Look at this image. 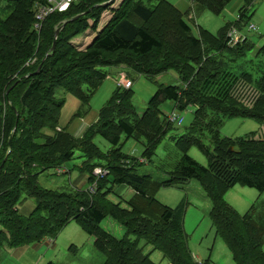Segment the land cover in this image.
<instances>
[{
	"label": "trees",
	"instance_id": "16d2710c",
	"mask_svg": "<svg viewBox=\"0 0 264 264\" xmlns=\"http://www.w3.org/2000/svg\"><path fill=\"white\" fill-rule=\"evenodd\" d=\"M5 1L12 13L6 19L0 17V253L6 247L55 239L75 222L94 238L95 249L105 256L104 264H157L144 253L143 240L170 264H199L184 229L190 203L186 200L172 208L156 198L162 187L195 179L212 203L216 235L235 264H264V206L253 205L240 215L225 198L236 185L264 194V141L255 139V132L236 138L221 134L230 118L264 121V45L251 59L250 70H244L237 62L253 46L247 38L232 45L229 36L233 26L247 23V10L254 0H244L234 24H226L217 33L198 26V35L188 13L168 0H121L113 8L116 0L109 6L103 4L110 0H76L67 11L50 15L39 32L33 27V7L46 0ZM190 2L195 15L204 11L220 15L232 0ZM109 10L112 16L100 28L102 15ZM87 31L95 36L81 49L73 41ZM107 66H125L151 82L174 71L181 85L159 86L141 115L133 104V89L117 86L98 120L81 137L66 129L58 131L66 104L58 91L65 89L81 102L73 119L86 116L108 77ZM241 79L260 92L252 109L231 97L232 86ZM167 101H174L182 112L189 107L195 110L185 133L173 138L182 153L180 161L168 180L157 182L136 172L144 163L124 153L123 145L130 139L142 142V159L151 163L173 129L161 108ZM97 136L110 143L112 150L103 152L94 142ZM194 147L207 158L208 166L189 155ZM77 153L85 158L80 170L88 175L87 187L60 191L39 184L42 172L63 168ZM98 167L108 174L96 176ZM117 185L134 191L125 206L109 198ZM24 198L36 202L29 215L18 208ZM107 218L125 230L122 238L102 227Z\"/></svg>",
	"mask_w": 264,
	"mask_h": 264
},
{
	"label": "rangeland",
	"instance_id": "374dc122",
	"mask_svg": "<svg viewBox=\"0 0 264 264\" xmlns=\"http://www.w3.org/2000/svg\"><path fill=\"white\" fill-rule=\"evenodd\" d=\"M46 1L36 3H45ZM187 1L190 2V0ZM236 2H239V4L234 5ZM120 3L121 0H116L112 8L118 6ZM7 6L8 3L5 0H0V17L2 19H6L12 13V9ZM243 6V0H232L220 15L204 11L200 14L196 13L197 15L194 14L195 20H190L189 14L186 17L195 35H198V26H202L212 33H217L226 24H234L238 20L239 9ZM33 12L35 19L34 7ZM111 16L112 13L110 10L102 15L100 28ZM247 17L249 19L245 25L240 27L233 26L232 29L236 31L235 36L241 39L247 38L250 45L253 46L248 56L237 62L238 64L242 63L244 70H250L252 64L251 59L255 58L257 50L264 45V0H254V3L247 10ZM251 25L255 26V30L250 29ZM94 36L95 33L87 31L84 35L74 39L73 43L81 49H85ZM225 55L224 59L228 60L229 54L225 53ZM247 65L250 66L248 67ZM104 70L109 74L111 79H106L92 98L89 110L90 116L94 112L98 113L107 100L110 99L113 91L121 81L120 76L122 79V75L126 74L133 82V104L140 115L146 110L149 100L156 93L159 86L181 85L179 76L174 71L164 73L158 76L156 81L151 82L144 76L139 75L125 66H107ZM58 95L66 99L67 105L65 104L66 107L64 106L65 108H63L60 116V125L66 126L78 112V106L72 102V100L78 102V99L70 95L65 89H60ZM161 108L165 116L167 113L176 111L184 118V123L181 126L174 124L173 129L168 132L158 147L152 162L150 163L143 159L141 161H145V163L136 169L139 175L150 176L153 181L157 182L168 180L170 178L169 173L180 161L182 153L177 148L173 138L185 133L193 121V113L195 110L194 107H189L185 112H182L176 108L174 101L163 103ZM259 126L260 124L254 119L230 118L225 120L221 127V134L232 138L248 136L251 133H256L259 130ZM123 141H125L124 138ZM94 142L103 152H108L113 148L110 143L100 136H97ZM205 143L210 145V140L206 139ZM143 151L144 146L142 142H136L132 139L124 142L123 152L126 154H131L138 159H142ZM189 155L199 164L208 166L207 158L198 148H192ZM84 161L85 158L82 157V154L77 153L72 161L61 168L62 170L49 169L42 172L39 175L38 182L43 188L52 190L68 191L76 187L85 188L88 186L86 183L88 175L80 170ZM132 197V189L126 185H117L114 186L109 198L115 203L122 202V205L125 206V202L129 201ZM156 198L172 208L180 206L186 200L190 203L185 215L184 229L188 235L189 247L197 260L205 261L211 259L214 264H235L224 241L220 236L216 235L210 217L212 203L197 180H190L184 185L162 187L156 195ZM225 198L240 215L246 213L253 205L264 206V194L260 195L256 189L242 187L241 185H236L232 188ZM35 207L36 202L32 198H24L18 205L19 211L23 215H29ZM102 227L118 238H122L125 235V230L112 219H105L102 222ZM49 240L47 238L41 243H34L20 248L6 247L0 253V264H47L50 261L56 264H104L105 262L104 254L94 247L93 237L82 231L75 222H71L66 226L53 239L54 242L53 240L51 242ZM140 246L143 247L144 253L146 254L151 255V252H156L152 250L150 252L148 248H151V246L146 245L144 240L140 243ZM157 254L159 255H153L151 258L155 263L170 264L161 252L157 251ZM159 256L164 258V263L158 258Z\"/></svg>",
	"mask_w": 264,
	"mask_h": 264
},
{
	"label": "built area",
	"instance_id": "2783aa9c",
	"mask_svg": "<svg viewBox=\"0 0 264 264\" xmlns=\"http://www.w3.org/2000/svg\"><path fill=\"white\" fill-rule=\"evenodd\" d=\"M76 0H47L45 3H36L34 5L35 10V24L34 29L39 32L42 28L44 21L52 14L56 12H64L75 2ZM250 29L255 30V26L251 25ZM236 31L232 30L229 36L232 38V43L236 44L241 39L235 36ZM121 86L126 89L132 87V82L127 80L126 77L122 76ZM231 97L240 105L245 108L252 109L258 102L260 98V92L255 88L254 85L248 83L247 81L241 79L234 83L230 91ZM166 119L172 124H177L178 126L183 125L184 118L181 117L176 111H172L166 114ZM255 139L264 141V121L260 124L259 130L256 132ZM108 174L107 170L97 168L95 170V175L99 178L104 177ZM195 258V257H194ZM196 259V258H195ZM199 264H203L202 261L197 260Z\"/></svg>",
	"mask_w": 264,
	"mask_h": 264
},
{
	"label": "crops",
	"instance_id": "0c3cea01",
	"mask_svg": "<svg viewBox=\"0 0 264 264\" xmlns=\"http://www.w3.org/2000/svg\"><path fill=\"white\" fill-rule=\"evenodd\" d=\"M169 1V0H168ZM169 2H171L174 6H176L181 12L183 13H188L189 14V18L191 19H194L195 20V13L194 12H191V8L193 6V4L187 0H170ZM244 2V0H243ZM237 3L239 4V2H236V4L234 5H237ZM240 10V9H239ZM92 42V39L89 41V43ZM88 43V44H89ZM122 75V74H121ZM126 75V74H125ZM127 76V75H126ZM129 77V76H128ZM107 79H111V77H109V74H108V77ZM120 80H121V76H120ZM108 101V100H107ZM72 102L78 106V110L80 109L81 107V102L78 100L75 101V100H72ZM67 105V103H66ZM65 105V107H66ZM105 105V104H104ZM64 107V108H65ZM100 111V110H99ZM91 114H87L86 116L82 117V118H77L75 120L71 119V121L68 123V125L64 126V125H60V129H66L70 134H72L73 136L75 137H81L83 135V133L85 132V130L90 126L92 125L93 123H95L97 120H98V116H99V112L98 113H95L90 116ZM131 155V154H130ZM131 189V188H130ZM133 191V190H132ZM133 195H134V191H133ZM92 237V236H91ZM94 239V238H93ZM148 250L151 252V250L153 251V248L151 246V248L149 247ZM153 255H159L157 254V251L156 252H151V255L150 257L152 258ZM162 263H164V258H161V256L158 257ZM166 259V258H165ZM204 261V260H202ZM214 264V262L212 263Z\"/></svg>",
	"mask_w": 264,
	"mask_h": 264
},
{
	"label": "clouds",
	"instance_id": "9594fccd",
	"mask_svg": "<svg viewBox=\"0 0 264 264\" xmlns=\"http://www.w3.org/2000/svg\"><path fill=\"white\" fill-rule=\"evenodd\" d=\"M69 9V8H68ZM67 9V10H68ZM66 10V11H67ZM65 12V11H64ZM105 24V23H104ZM233 29V28H232ZM239 42V41H238ZM123 76V75H122ZM125 77H126V79L127 80H130L131 82H132V80L131 79H129V77L128 76H126V75H124ZM121 82H122V79H121V81L118 83V86H120V87H122V88H124L123 86H121ZM132 86H133V82H132ZM132 88V87H131ZM131 88H129V89H131ZM124 89H126V88H124ZM58 131H61L62 129H60V128H58L57 129ZM140 160V162H143V163H145V161H141V160H143V159H139ZM98 168H101V169H104V170H107V169H105V168H102V167H98ZM97 169V168H96ZM95 169V170H96ZM108 171V170H107ZM109 172V171H108ZM94 173H95V171H94ZM47 239V238H46ZM48 239H50L49 241L51 242V240H53V239H51V238H48ZM45 240V239H44ZM53 242H54V240H53ZM201 261V260H200ZM202 263H203V261H202Z\"/></svg>",
	"mask_w": 264,
	"mask_h": 264
},
{
	"label": "water",
	"instance_id": "95a60500",
	"mask_svg": "<svg viewBox=\"0 0 264 264\" xmlns=\"http://www.w3.org/2000/svg\"><path fill=\"white\" fill-rule=\"evenodd\" d=\"M114 1H115V0H110L109 2L103 4V6H109V5H112ZM60 30H61V28L58 29V30H56V32H55V37H56V38H58V35H59ZM55 49H56V45H55V43H54V45H53L51 51L54 52ZM39 69H40V68H39ZM230 151H232V149H230Z\"/></svg>",
	"mask_w": 264,
	"mask_h": 264
}]
</instances>
